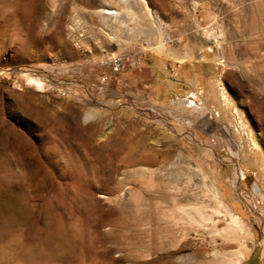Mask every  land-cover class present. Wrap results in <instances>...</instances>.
I'll return each mask as SVG.
<instances>
[{
	"label": "rangeland",
	"instance_id": "374dc122",
	"mask_svg": "<svg viewBox=\"0 0 264 264\" xmlns=\"http://www.w3.org/2000/svg\"><path fill=\"white\" fill-rule=\"evenodd\" d=\"M111 54L140 56L149 86L126 94L136 68L101 70ZM193 61L214 67L185 75L195 94L156 103L155 85ZM220 200L243 221L240 264H264V0H0L12 234L51 264H220L212 221L236 232Z\"/></svg>",
	"mask_w": 264,
	"mask_h": 264
},
{
	"label": "bare ground",
	"instance_id": "6f19581e",
	"mask_svg": "<svg viewBox=\"0 0 264 264\" xmlns=\"http://www.w3.org/2000/svg\"><path fill=\"white\" fill-rule=\"evenodd\" d=\"M117 1L123 6V5H126L128 0H117ZM99 13L101 15H105V17L108 20L109 18L116 19L117 17H119L121 12L120 10L108 8V10H102ZM28 82L34 85H39V82L35 79L28 78ZM166 156H169L167 158H172V154L170 152H168ZM174 198H175L174 195L169 196L168 201L174 202L175 204L176 200L174 201ZM221 201L222 200H220L219 203H217L221 210L220 212L222 213V216L224 218L225 217L227 218V220L229 221V224L235 228L236 232L234 230L226 231V229H222L223 224L219 220V218L216 221H212L214 223H213V226H211L212 232L210 231L211 234H209V236L213 240V242H216V240L217 241L219 240L220 243L219 245L215 246V248L213 249L211 253V257L214 260L220 257L221 258L220 264H240V261L242 260V258L245 257L247 254V248H246L247 245H245V243L242 242V237H240L242 235V232L245 229L243 225V221L240 219L238 215H235L232 212V210L229 209ZM162 205L165 206V204H162ZM2 206L3 205H1L0 207ZM159 207H161V205H159ZM1 219H0V264H51L52 257L48 252H46L45 245L43 243L36 244V242L34 241H28V242L22 241L19 233L18 234L11 233V231L13 230L18 231L19 227L17 225L15 227H12L9 224H5L1 222ZM260 224H262L261 221H260ZM263 238H264V230H263ZM244 241H248V237H246V240ZM233 243H238L239 246L237 245L236 248L233 249ZM148 249H150V247ZM262 257H263V262H264V250L262 253Z\"/></svg>",
	"mask_w": 264,
	"mask_h": 264
},
{
	"label": "crops",
	"instance_id": "0c3cea01",
	"mask_svg": "<svg viewBox=\"0 0 264 264\" xmlns=\"http://www.w3.org/2000/svg\"><path fill=\"white\" fill-rule=\"evenodd\" d=\"M180 65H179V68L184 75L181 76L180 74V79L178 82L160 80L161 81L160 84L157 83L155 85L154 88L157 93L156 103L166 104L168 102H171L173 98H176V97H173L172 94H174L179 88L180 90H183L185 94L186 93L195 94L196 91H194L192 87L189 86L187 88L186 86L187 84L184 81L186 80L185 75L191 76L192 73H190V71L195 70L194 72L196 75L201 76L202 79L203 78L205 79L209 75L206 74L204 70L208 68H214L213 66H211L210 64L204 61H193V62H190L189 64H185V62H183ZM161 73L163 74V72ZM157 75L159 76V74ZM127 77L129 78V81H128L129 88L127 89L126 94L132 95L133 93H131V91L135 86H139V87L141 86L144 88L149 86V70L144 65H140L138 68L133 69L128 74ZM215 85L217 86V82ZM210 91H211V87L210 89L206 88L205 90V92H210Z\"/></svg>",
	"mask_w": 264,
	"mask_h": 264
},
{
	"label": "built area",
	"instance_id": "2783aa9c",
	"mask_svg": "<svg viewBox=\"0 0 264 264\" xmlns=\"http://www.w3.org/2000/svg\"><path fill=\"white\" fill-rule=\"evenodd\" d=\"M170 42V40L168 41ZM141 62V57L134 54L125 55H106L99 61V68L108 71L115 76L128 74L132 68H136ZM106 79V78H104ZM123 84L126 85L125 80Z\"/></svg>",
	"mask_w": 264,
	"mask_h": 264
}]
</instances>
